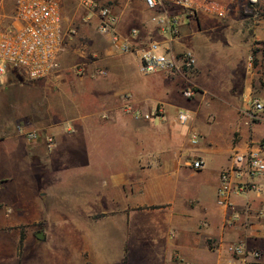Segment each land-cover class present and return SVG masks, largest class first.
<instances>
[{
    "label": "crops",
    "instance_id": "1",
    "mask_svg": "<svg viewBox=\"0 0 264 264\" xmlns=\"http://www.w3.org/2000/svg\"><path fill=\"white\" fill-rule=\"evenodd\" d=\"M216 1L222 14L110 3L116 32L132 51L116 50L97 32L83 75L72 77L81 74L75 67L51 75L59 85L47 86L58 96L52 109L44 108L40 86V107L27 114L2 93V77L0 264H228L227 246L237 241L258 250L255 264H264V220L255 214L264 205V177L255 190L231 195L233 208L217 203L219 174L233 155L264 144V111L247 116L251 100L264 104V0ZM161 12L178 20L172 41L150 20ZM150 40L174 56L191 51L195 65L174 75L140 73V49ZM190 87L196 97L188 105L182 91ZM157 106L163 115L151 119L127 111ZM179 109L190 112L187 124L176 121ZM196 159L202 168L191 165Z\"/></svg>",
    "mask_w": 264,
    "mask_h": 264
},
{
    "label": "built area",
    "instance_id": "2",
    "mask_svg": "<svg viewBox=\"0 0 264 264\" xmlns=\"http://www.w3.org/2000/svg\"><path fill=\"white\" fill-rule=\"evenodd\" d=\"M151 10H161L164 5L171 4L187 14H194L198 9L222 14L223 7L216 0H142ZM254 3L256 0H249ZM79 6L88 13L97 16L96 30L108 37L110 45L118 51H132V42L120 36L115 29V16L109 5L101 4L100 0H77ZM155 22L169 41L178 34V20L175 16L164 12L155 14L150 19ZM63 16L60 0H16L11 14H5L0 5V83L2 77L10 68L24 73L31 80L44 79L52 75L59 68V56L64 49L65 33L62 30ZM74 32V29L71 30ZM139 30L132 28L130 37L138 35ZM195 58L191 51L185 50L179 55H172L163 49L159 42L150 40L140 49L138 70L142 74L164 72L169 75L182 73L193 68ZM78 72L83 71L77 69ZM99 75H105V70H97ZM195 87L186 88L182 95L186 98L193 96ZM254 110L247 112L250 119H255L257 112L264 111V104L258 100H251ZM134 119H151L161 117L163 107L157 106L153 112L142 113L127 107ZM175 119L178 123L187 124L191 115L188 110L179 109ZM16 129L29 140L37 139V131L17 125ZM47 141L52 142V137ZM191 144L198 142V136L192 134ZM260 149H249L244 155H233V163L219 174L217 187V203L225 207H232L231 195L246 194L257 188V180L264 177V156ZM195 169L203 167V161L196 159L191 162ZM256 216L264 220V205L257 211ZM238 219L237 213L231 215V222ZM230 253L228 264H255L260 257L258 250L247 248L243 241L228 244Z\"/></svg>",
    "mask_w": 264,
    "mask_h": 264
},
{
    "label": "rangeland",
    "instance_id": "3",
    "mask_svg": "<svg viewBox=\"0 0 264 264\" xmlns=\"http://www.w3.org/2000/svg\"><path fill=\"white\" fill-rule=\"evenodd\" d=\"M116 0H100L101 4L110 5V3H114ZM16 0H0L1 9L5 14H11L14 8ZM61 12L63 16V23H62V30L65 33V40H64V51L63 56L67 57V66L64 67L59 63V68L54 72L52 76L63 72L65 69L71 71V68L75 67L77 69H84V61L85 57L88 59L91 57V53L89 51V39L96 38L97 31L95 28L96 24V16H90V19L84 20L89 17V13L87 10L79 6L77 0H60ZM80 24H85L84 26H80ZM89 28V30H88ZM74 29V32L71 30ZM89 40V41H88ZM85 56V57H84ZM85 72V71H83ZM81 74L72 75V77H76L78 79L79 75H83L82 71ZM4 83L2 84L3 87V94H6L8 101H14L17 105L24 106L22 107L23 110L27 111L26 113L32 111L34 112L40 106L37 105V98L36 96L39 94L40 86H44V108L53 107V101L57 100L55 92L50 91L47 86H51L53 89H57L58 86L55 84V78L52 76L48 77L51 80H31L25 74L18 71L17 69L10 68L7 73L4 75ZM74 78V79H76ZM68 81H73L71 79L66 78ZM66 83V82H65ZM68 84V83H67ZM79 83H75L72 85H78ZM9 85H12L11 87ZM68 85H64L62 88L66 89ZM47 89H46V88ZM196 93L193 94L190 98L183 97V102L190 105L191 101L196 97ZM5 96V97H6ZM181 97V98H182ZM49 108V109H50ZM214 126V125H213ZM219 128L222 125H217ZM219 184V180H218Z\"/></svg>",
    "mask_w": 264,
    "mask_h": 264
}]
</instances>
